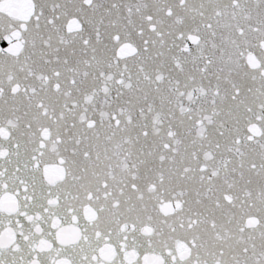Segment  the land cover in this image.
Masks as SVG:
<instances>
[{
  "label": "snow or ice",
  "instance_id": "obj_1",
  "mask_svg": "<svg viewBox=\"0 0 264 264\" xmlns=\"http://www.w3.org/2000/svg\"><path fill=\"white\" fill-rule=\"evenodd\" d=\"M0 264H264V0H0Z\"/></svg>",
  "mask_w": 264,
  "mask_h": 264
}]
</instances>
